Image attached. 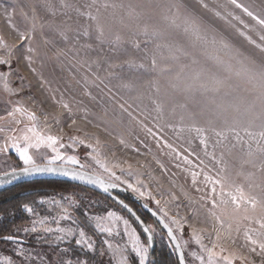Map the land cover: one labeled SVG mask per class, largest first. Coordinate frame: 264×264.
<instances>
[{
	"label": "rangeland",
	"instance_id": "374dc122",
	"mask_svg": "<svg viewBox=\"0 0 264 264\" xmlns=\"http://www.w3.org/2000/svg\"><path fill=\"white\" fill-rule=\"evenodd\" d=\"M0 57L10 61L0 65V72H8L9 86L18 90L9 93L0 80V117L23 101L40 121L48 118L50 134L63 137L66 145L72 136L85 140L67 154L76 155L89 170L103 171L86 147L97 140L103 159L125 169L131 165L168 216L186 221L178 233L188 241L186 264H199L190 255L200 253L190 236L192 228L211 233L217 223L209 214L212 185L206 176L220 180L227 192L241 189L256 201L255 208L244 204L240 215L251 217L246 225L259 227L256 221L264 219V114L233 86L243 84L264 96V0H0ZM58 101L66 102L72 114ZM252 111H257L254 116ZM18 117L19 125L4 120L0 127L20 131L30 126L26 117ZM72 119L76 124L70 127ZM148 130L158 134L159 143ZM4 142L0 134V145ZM30 151L51 154L44 146ZM17 164L22 162L14 152L0 153V172ZM216 192H221L219 185ZM71 194L27 198L22 207L29 204L50 219L68 208L72 220L60 226L83 229L94 251L75 245L78 235L57 243L54 234L26 233L36 218L27 214L16 233L26 239L21 245L25 254L18 255L17 246L7 242L0 245V262L11 258V264H65L79 259L92 264L91 256L99 254L104 264H118L120 255L113 254L110 243L124 250L128 264L131 256L138 264L122 221L117 222L119 235L95 229L102 238L97 245L75 211L82 209L94 227L90 217L114 212L129 221L147 246L134 221L117 207H103L102 202L94 206ZM42 198L60 200L61 206L41 204ZM223 199L227 203L217 213L227 223L235 205L228 195ZM148 224L160 235L152 220ZM223 246L225 254L235 253L234 264H244L241 256L249 264H264L259 249L250 251L243 229L233 231Z\"/></svg>",
	"mask_w": 264,
	"mask_h": 264
},
{
	"label": "snow or ice",
	"instance_id": "6c2138e0",
	"mask_svg": "<svg viewBox=\"0 0 264 264\" xmlns=\"http://www.w3.org/2000/svg\"><path fill=\"white\" fill-rule=\"evenodd\" d=\"M29 51L32 50L29 49ZM27 59L29 63H31V58L29 57ZM0 65H10V61L0 57ZM31 70L35 72V69ZM9 75L8 72H0V80L4 81L5 89L9 93H13L18 90L12 89L9 86ZM58 103H60L63 108L67 109L70 115L72 114L71 108L66 102L58 101ZM18 114L19 116L26 117L30 122V126L26 125L25 128L20 131L16 128L0 127V134L5 135V142L0 145V153L9 150L14 152L23 166L19 168L11 167V170L8 172H0V185L11 184L20 177L51 175L64 176L83 184L97 186L103 193H110L114 189L123 187L134 193L138 199L154 201L157 208L152 212V215L157 216L163 228L166 229V235L171 242L173 251L178 256L179 264H186L185 248L187 247L188 241H182V235H178V233H183L186 221L184 218L177 219L168 216L165 207L161 206V200L156 199L153 192L140 179L141 174L132 171L131 165L125 169L120 163H110L103 159L101 153L102 146L99 140H97L94 144L87 143L86 147L90 149L88 156L91 157L103 171L101 173L90 172L87 165L82 164L76 155L67 154V149L85 145V140L72 136L68 138L70 143L66 145L62 142L63 137L50 134L51 125L48 118L45 117L44 121H40L35 112L23 106V101H17L12 109L7 112L6 117H0V121L6 120L9 125H19L22 121L18 117ZM56 123L59 124V120H56ZM75 124L76 120L72 119L70 127ZM148 131L157 138V142L159 143L161 138L158 134L152 133L151 130ZM9 132L14 134L9 135ZM121 143H123V141H121ZM42 146L49 149L51 154L40 153L37 155L30 151L31 149H40ZM116 169H120L121 174L118 175ZM125 172H127L128 177H135V179L125 178L123 175ZM205 179L212 185V197L207 201V203L211 205L209 207V214L216 218L217 223L213 227L211 233H208L207 230L204 229L198 230L192 228L190 236L195 245L199 247L200 253L192 251L190 255L195 261H198L199 264H234L237 259L235 253L229 252L225 254L226 249L223 245L226 239L231 238L233 231L240 233L241 229H243L246 242L250 245V251L255 253L257 249H259V252L264 255V219L257 220L256 223L259 227L253 228L244 223L245 220H251V217L240 215V210L244 204H251V206L255 208L257 202L248 200L241 189H237L236 193L227 192L223 188V184L220 180L208 176H206ZM217 185L221 188L219 194L216 192ZM224 195H228L235 205L234 216L227 223H225L224 219H221L220 215L217 213V210L220 209V205L227 203V201L223 199ZM217 197H219V203L217 202ZM172 199L175 200L176 197L172 195ZM40 203L50 206H61V201L56 199L45 200L42 198ZM69 203L75 204L76 202L70 200ZM119 203L124 208L128 209L129 212H132V209L123 200H120ZM168 203L169 201H164L165 205ZM144 207L148 208L149 204L145 203ZM23 210L27 214L36 217L32 221V227L30 229H24L26 233L43 232L45 234H54V239L57 243L70 240L74 235H78V238L75 240V245L86 248L89 251H94L93 243L90 242V238L86 237L83 229L60 226L61 221L72 220L68 208H62L63 214H58L51 219L46 216H39L36 210L29 206V204H24ZM245 211H247V209H245ZM132 214L135 215L134 212ZM90 219L95 221V228L100 233H107L109 235L116 231L118 227L117 222L122 221L123 233L127 237V243L131 246V252L138 257V264H150V247L154 239V230L151 226L141 221L143 232L147 234L146 239L148 243L146 246L141 243L140 236L137 234L136 229L129 224V221L118 216L114 212H108L107 217L95 216L90 217ZM136 219L138 221L141 220L139 216H136ZM53 222L56 224L55 228L50 226ZM109 224L111 226H109ZM116 234L119 235V232L116 231ZM3 239L17 246L18 255L25 254V248L21 246L24 243L22 240L11 235L4 236ZM205 241H207V243ZM105 243L108 242L105 241ZM108 248L113 251L114 255L117 252L119 253L120 260L118 264H128V259L123 255V249H114L110 243L108 244ZM62 251L68 252L69 249H62ZM240 259L244 261V264H249L245 257L241 256ZM5 260L6 264H11V258H5ZM0 264H2V262H0ZM41 264H44L43 260H41ZM65 264H83V262L79 259L75 261L68 259L65 261Z\"/></svg>",
	"mask_w": 264,
	"mask_h": 264
},
{
	"label": "trees",
	"instance_id": "16d2710c",
	"mask_svg": "<svg viewBox=\"0 0 264 264\" xmlns=\"http://www.w3.org/2000/svg\"><path fill=\"white\" fill-rule=\"evenodd\" d=\"M248 13V12H247ZM177 41V39H175ZM183 48H186L182 46ZM215 64L207 63V67H216ZM224 83V82H223ZM240 94L243 92L246 94V97H251L249 99L251 102L252 108L262 112L264 114V96H256V94L249 89V87L243 84H237L233 86ZM232 91V90H231ZM262 106V107H261ZM250 107V106H249ZM257 111H252V115ZM23 165L17 164V168L22 167ZM89 170V169H88ZM90 172H94L89 170ZM106 178V177H105ZM69 193L71 195H76L81 199V201L91 202L98 206L102 202L101 206H114L119 208L121 211L126 213L130 217L137 229L140 231L142 238L146 239V233L143 232V225L141 221L145 224H148V220H152L160 229V235L154 233V239L150 247V264H179L178 256L172 249L171 242L169 241L166 235V229L163 228L158 219L152 215L150 209L154 211L156 208L149 204L146 200H141L136 197L134 193L125 188L114 189L110 193H103L97 186L83 184L79 181L71 180L64 176H51V175H35V176H26L24 178L20 177L17 180H14L11 184L0 185V245L5 244L9 241L3 239L5 235H13L20 238L22 241H26L23 236L16 234L19 231L20 224L23 220H27L28 215L23 210L22 203L27 198H37L43 195L50 194H63ZM123 200L131 209L132 212H129L128 209L124 208L119 201ZM148 203L149 207L145 208L144 204ZM99 207V206H98ZM79 219H82L83 225L90 231L97 239V245L102 243L101 234L95 230L96 228L93 224L85 218L84 211L79 209L77 211ZM135 213L133 215L132 213ZM136 216L141 218L140 221L136 219ZM70 245V244H69ZM70 248L77 253L78 247L70 245ZM85 255L88 253L85 252ZM92 264H97L98 262L104 264L102 260V255L93 254ZM101 259V260H100ZM132 264H137L136 260L131 256L130 257ZM186 260V256H185Z\"/></svg>",
	"mask_w": 264,
	"mask_h": 264
},
{
	"label": "water",
	"instance_id": "95a60500",
	"mask_svg": "<svg viewBox=\"0 0 264 264\" xmlns=\"http://www.w3.org/2000/svg\"><path fill=\"white\" fill-rule=\"evenodd\" d=\"M11 170V169H10ZM10 170H6V171H4V172H8V171H10ZM22 178H24V177H22ZM151 210V212H153L154 210L153 209H150ZM157 219H158V217L157 216H155ZM158 221H159V219H158ZM160 222V221H159ZM162 225V224H161ZM163 226V225H162ZM5 236H7V235H5ZM11 236H13V235H11ZM4 237V236H3ZM14 237H16V238H18V239H20L19 237H17V236H14Z\"/></svg>",
	"mask_w": 264,
	"mask_h": 264
}]
</instances>
